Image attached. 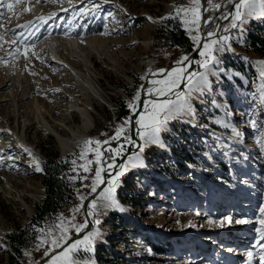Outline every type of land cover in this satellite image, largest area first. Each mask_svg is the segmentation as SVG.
I'll list each match as a JSON object with an SVG mask.
<instances>
[{
	"label": "rangeland",
	"instance_id": "1",
	"mask_svg": "<svg viewBox=\"0 0 264 264\" xmlns=\"http://www.w3.org/2000/svg\"><path fill=\"white\" fill-rule=\"evenodd\" d=\"M234 1L9 0L11 11L0 8V264L12 253L6 233L30 220L43 194L40 164L52 150L66 162V200L36 227L20 264L51 252L42 264H264V0L251 14L243 9L242 21L230 14ZM164 18L178 20L194 48L214 26L228 38L185 64L182 89L186 54L156 32ZM47 38L61 65L36 47ZM76 73L92 85L89 101ZM143 85L146 96L165 97L141 105L139 148L94 193L102 170L134 146L129 117L118 122L112 109L121 102L131 112ZM169 101L176 110L156 142L142 140L137 121L162 119L159 105ZM80 108L92 123L63 152L55 132L70 137ZM109 187L119 207L101 195ZM90 196L94 235L56 251L85 225Z\"/></svg>",
	"mask_w": 264,
	"mask_h": 264
},
{
	"label": "trees",
	"instance_id": "2",
	"mask_svg": "<svg viewBox=\"0 0 264 264\" xmlns=\"http://www.w3.org/2000/svg\"><path fill=\"white\" fill-rule=\"evenodd\" d=\"M157 30L160 37L177 47L180 52L187 54L192 49V42L178 20L164 18L157 26ZM248 36L252 45L259 41L253 34H248ZM263 53L261 51V54ZM129 114L130 109L125 104L115 103L112 115L116 121L127 119ZM182 157L185 159L184 155ZM40 167L43 194L40 200L33 205L30 220L23 226H16L6 233V239L12 251V253H8L7 263L9 264H20L17 258H22L23 249L34 241L36 227L42 223L46 215L55 214L66 200L68 182L62 172L66 168V162L58 156L55 150H52L50 154L43 157ZM252 180L256 183V179Z\"/></svg>",
	"mask_w": 264,
	"mask_h": 264
},
{
	"label": "bare ground",
	"instance_id": "3",
	"mask_svg": "<svg viewBox=\"0 0 264 264\" xmlns=\"http://www.w3.org/2000/svg\"><path fill=\"white\" fill-rule=\"evenodd\" d=\"M238 3H239V1H237V0L234 1V4L230 8L231 9L230 14L233 13L234 10H236V5ZM218 27H219V25L218 26H214L211 30H209L206 33H204L203 37L201 36V39H200V41L198 43V44H200V42H201L200 49L198 50L196 55L200 54L201 52H205L208 49V48L207 49L204 48L205 44H208L209 48L213 47L215 44H221L222 35L216 34L217 32H215ZM209 33H213V35H209ZM72 41L73 40H69L70 43H72ZM213 41H216L217 43L213 44L212 43ZM52 46H53V41H51V39L47 38V39L41 41L40 43H38V45L36 47L39 49L40 52H43V54H42L43 59H48V60H51V61L57 63L58 65H61V63L58 60L54 59L53 57H49V55L47 54V52H49V50H51ZM177 71H178V73H180V75H179V77H180L179 84H180V82L184 83L188 79V76H189L188 74H186V72H183V71H185V65L183 67H181L180 64H179L178 68H177ZM73 75H74L73 77H75L76 80L83 87V89L85 91L84 93H85V95L87 97V100L89 101L90 97L87 94L86 88L92 90L93 89L92 85L90 84V82H88L86 80H83L81 77H79V75L77 73L73 74ZM170 89L172 90L173 87L170 88ZM170 89L167 88V90H168L167 92H169ZM144 91H145V88L141 90V92L143 93V96H145L144 100L142 102V105L147 103V102L153 101L151 99H148V97H150V96H146ZM79 112H80V115H81V124H80V126H79V128L77 130H72L71 131V136L70 137H62L57 132H55V135L58 137L59 145H60V147H61L63 152L64 151L70 152L74 148L76 141L79 140L80 135L82 133H84L90 127V125L92 123V118L90 117V115L88 114V112L86 111L85 108H80ZM135 128H136V125H135ZM134 132H135V134L137 136L136 129H134ZM135 160H136L135 158H131V159H129V162H131V161L132 162L133 161L136 162ZM111 168H112V166L109 167V168L106 167L107 170H110ZM106 184H107V182H106ZM95 223L96 222H94L91 225V228L87 231V233L89 232L91 235H94V233H95V227H94Z\"/></svg>",
	"mask_w": 264,
	"mask_h": 264
},
{
	"label": "snow or ice",
	"instance_id": "4",
	"mask_svg": "<svg viewBox=\"0 0 264 264\" xmlns=\"http://www.w3.org/2000/svg\"><path fill=\"white\" fill-rule=\"evenodd\" d=\"M196 2L198 3V0H196ZM255 3H256V0H239V3L236 5V12H235V15L233 17V20L234 21H236V20L242 21V17H243L242 10L248 9L249 10L248 14H251ZM12 6L13 5L11 2H9V0H0V8L7 7V9L9 11H11ZM179 11H185V10L178 9V12ZM192 11H195V9H192ZM261 14L264 15V13H261ZM232 26L233 27L236 26L235 22L233 23ZM209 35H213V33H209ZM193 39L195 40L196 37H193ZM227 39H228L227 37H221V40L226 41ZM212 43L215 44L217 42L213 41ZM204 48L205 49L209 48V45L205 44ZM200 55L204 56L205 52H201ZM183 60H187V57H184ZM180 62L181 61H178V63H180ZM200 63H201V66L206 67L208 64V60H205V61L200 62ZM259 63L264 64V61H260ZM261 76L264 77V70L261 71ZM172 83L174 85L175 82L173 81ZM262 87H264V85H262ZM160 91L163 92V89H161ZM169 105H172V106L169 107ZM129 106L132 107V105H129ZM159 108H160V111L163 113L162 119L153 120V122L151 124H145L142 121H137V123H139L141 125L142 131L139 133V135H140L142 140L146 139L148 141L155 143L157 134L159 133L161 128L166 125L168 119H170L172 117L173 112H175V110H176V106L171 101L167 102L166 104L159 105ZM118 132H119V130H118ZM129 142H131V141H129ZM142 150L143 149L141 148V151ZM37 170L39 171L40 169H37ZM97 180H99V172H97ZM92 190L93 191L96 190L95 186L93 187ZM112 192H113V188L109 187V188L105 189V191L101 195L104 196L105 198L109 199V200H112V195H111ZM112 206L119 207V205H117L114 200H112ZM121 211H123V209H121ZM262 211H264V210H262ZM77 230L79 231V229H77ZM89 239H90V237H88V236L84 237V241H88ZM84 241H77L76 244L72 245V248L74 249V248L78 247ZM69 251H71V249H69ZM248 255H249V257H251L252 253H248ZM53 264H56V261H53Z\"/></svg>",
	"mask_w": 264,
	"mask_h": 264
},
{
	"label": "water",
	"instance_id": "5",
	"mask_svg": "<svg viewBox=\"0 0 264 264\" xmlns=\"http://www.w3.org/2000/svg\"><path fill=\"white\" fill-rule=\"evenodd\" d=\"M234 4V3H233ZM231 4V6L233 5ZM202 37L204 35V33H201ZM201 44V42H200ZM200 44H198L195 48L192 46V49L186 54L185 57H187V60H183L181 61L180 63V66L183 67L186 63H189V68L192 67V59L196 56L198 50L200 49ZM187 68V72L189 71ZM183 83L180 84V89L183 88ZM146 85H143L141 87V90L144 89ZM141 92V91H140ZM144 97L143 96V93L141 92L140 93V96L139 98L137 99L136 101V104H135V107L134 109L130 112L129 114V138H130V141L134 143V146L132 148H130L128 151H124L123 154L117 158V160L114 161L113 165H112V168L110 170H107L106 168H104L102 170V182L99 184L98 188L95 190L94 193H97L98 191H100L102 189V187L106 184L107 182V179L108 177L114 173V171H116L119 166L123 163L125 157L131 153V152H134L136 151L138 148H139V144H140V140L138 139V137L136 136L135 132H134V129L135 128V119H136V115L137 113L140 111V108H141V105H142V102L144 100ZM165 97L164 95H151L150 97H148V99H151V100H155V99H160V98H163ZM93 193V194H94ZM91 198L88 197L82 204V208H81V211H82V215L84 217V220H85V225L72 237L68 238L63 244H61L57 249L56 251L62 249V247L66 244H68L69 242L73 241L74 239H77L79 237H81L84 233H87V231L91 228V225L94 223L93 219L91 218L89 212H88V200ZM53 252H51L50 254L44 256L43 258H41L37 264H42L49 256H51Z\"/></svg>",
	"mask_w": 264,
	"mask_h": 264
}]
</instances>
